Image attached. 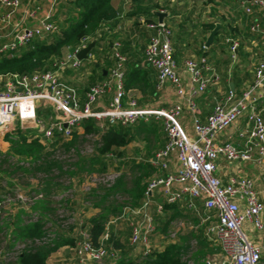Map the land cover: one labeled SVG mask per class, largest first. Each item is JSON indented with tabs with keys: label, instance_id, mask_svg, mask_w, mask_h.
<instances>
[{
	"label": "built area",
	"instance_id": "built-area-1",
	"mask_svg": "<svg viewBox=\"0 0 264 264\" xmlns=\"http://www.w3.org/2000/svg\"><path fill=\"white\" fill-rule=\"evenodd\" d=\"M59 1L52 0L38 24L29 26L25 21L36 18L41 11L39 5L24 9L22 18L12 24L20 0H0L3 8L0 24L12 25L13 30V36L2 44L0 51L18 49L43 33L57 31L53 11ZM245 4L247 14L253 8L264 9V0H248ZM146 26L152 30V35L144 48V61L156 73L155 89L159 91L170 85L180 99L178 102L169 106L141 107L134 98L127 96L123 88L125 59L117 50L119 43L115 42L113 56L116 61L109 70V77L90 86L81 104L77 89L62 80L59 71L83 65L76 54L87 45L88 38L85 37L77 47L68 49L56 60L52 69L0 76V132L9 131L19 123L21 128L33 129L35 137L45 140L52 138L55 129L63 137L70 138L89 117L126 126L139 120L160 121L166 140L149 162L161 174L149 178L141 203L124 211L130 228L129 245L133 250L138 249L144 258L151 251L150 237L157 228L156 216H163L165 204L184 203L198 221L193 219L188 226L191 229L203 226L204 237L211 244H217L222 252L220 260L205 259L203 264H264V242L250 240L244 231L246 223L257 231L263 229L264 204L252 179L232 175L223 182L216 175L218 157L226 161L253 160L264 175V117L261 108L264 102V61L255 65L252 82L239 95L229 88L223 96L216 97L205 121H202L197 114L195 97L219 81L217 71L204 56L186 59L184 70L189 77L186 89L172 54L171 29L157 19ZM249 29L264 38L259 23L254 22ZM225 41L231 59L235 60L238 42L231 37H226ZM85 59L92 60V54L88 52ZM111 90L113 93L107 108L93 111L91 106L96 99ZM42 109H50L51 113L45 118L39 117L38 111ZM184 110L191 115L192 137L185 134L179 122ZM240 118L244 119V127L238 132L239 142H217V134ZM170 155L175 156L178 168L174 173L162 174ZM8 196H0V207L10 202ZM40 197L38 194L31 200ZM17 199L25 201L28 198L18 193ZM106 238L107 233L101 240ZM71 249L76 264L115 261L119 253L118 249L106 247L103 243L94 245L84 229L79 231Z\"/></svg>",
	"mask_w": 264,
	"mask_h": 264
},
{
	"label": "trees",
	"instance_id": "trees-1",
	"mask_svg": "<svg viewBox=\"0 0 264 264\" xmlns=\"http://www.w3.org/2000/svg\"><path fill=\"white\" fill-rule=\"evenodd\" d=\"M160 6L157 1L153 0H131V8L135 10L136 15H143V20L140 23L139 29L136 30L138 37H146L147 41L152 35V30L149 29L146 24L153 22L156 17L153 14V10H159L160 8L167 9L168 6L165 0H162ZM61 14L60 19L53 17L57 25V31L54 33H43L40 37H36L30 43L19 47L15 50H3L0 51V76L8 74H32L37 71H45L53 68V63L60 59L64 53V50L73 49L77 47L83 38H88L94 42V46L89 51L93 59L82 60V63L87 64L91 70V75L88 76L89 86L86 88H80L73 84L77 89L79 95V101L82 102L85 99V93L89 87L101 82L109 77V70L114 66L116 59L113 56L114 43L118 42V52L123 55L125 61L123 62V88L127 92L129 90H138L143 96H156L157 90L155 89L156 79L153 81L150 78L151 67L148 65H141L139 62H128L127 43L113 34V29L118 25L117 15L119 10L112 4V0H61L59 10ZM164 11V9H163ZM132 13H127L131 15ZM166 23V22H165ZM139 23L135 22L134 27L138 28ZM167 25V23H166ZM212 23L204 25V28L209 30L213 28ZM222 28L217 32L215 39L219 34L227 36H234L235 28L231 26H221ZM180 34V33H179ZM178 34V35H179ZM177 35V36H178ZM122 41V42H121ZM146 41V43H147ZM213 41V42H214ZM204 43L200 45L198 53L199 56H207L209 51L213 47V43L204 48ZM228 44V43H227ZM146 44L141 47L142 55L144 57V48ZM106 52V53H105ZM104 56L105 64L100 63V56ZM174 57V55H173ZM81 69L80 67L77 68ZM75 70V69H73ZM233 84L234 93L243 91L245 88L238 87V80L235 78L230 80ZM226 89L228 83L225 84ZM79 91L80 94H79ZM83 92V93H82ZM140 106V104L137 102ZM38 111V116L45 118L51 113L50 109ZM81 131L83 135H95L97 140L94 145V153L88 158L89 167L87 171L105 172L114 160L120 164H129L130 169L135 171L131 180V186L127 188L124 183L123 176H119L115 183L111 187L106 189V192L99 198L98 202L94 203L95 207L100 210L89 216L80 226L78 231L73 236H67L61 231H56L52 235H46L43 229V221L41 218L36 221H30L25 224H20L21 219L19 214L15 215L14 229L11 231L10 246L18 240L26 241L25 244L16 257L15 264H49L47 258L49 255L57 250L59 247L67 245L72 247L75 241L79 237V231L81 229L86 230L94 245L103 243L106 247H113L123 252V256L118 259L115 264H186L182 260L183 254L188 251V240L185 237L179 239V241L171 242L164 245L161 249H151V251L140 261L126 256V252L129 249V235L130 228L127 225V219L123 205L117 203H110L103 205L106 198L111 194L123 192L128 195L131 200V207L138 206L144 196V191L149 178L153 173L161 174L155 166H153L149 159L157 151H147L146 154L139 160L126 161L124 158V148L133 141H145L148 144L149 136L152 134L156 141L161 142L165 138L160 121L151 119L148 122L139 120L132 125L126 126L120 123H109L107 120H97L93 117L84 119L81 123ZM35 130L23 129L19 123H16L9 131L3 133V141H8L11 149L14 152L19 153L24 159L29 158L32 161L39 159V154L47 150V148H55L58 145L70 146L72 140L76 138L77 130L73 131L72 139L65 138L58 130L53 131L51 139H41L34 136ZM141 139H138V136ZM158 144V143H157ZM156 144V145H157ZM164 144V143H163ZM163 146V145H162ZM146 147V146H145ZM63 188L56 184L51 187L49 182H46L39 191L43 192L44 197L38 199L31 207L32 210H44L46 207V198L53 194H60ZM2 194H0L1 196ZM1 199V197H0ZM116 202V201H115ZM103 205V206H102ZM178 204H165L164 215H158L157 228L161 231H165L170 221L181 217L189 216L183 211ZM21 212V211H20ZM109 215L120 217L126 225L123 234L119 235L112 226L109 231L106 229V223L109 220ZM107 233V238L101 240L103 234ZM196 238L200 245H208L200 233L191 234ZM196 258V255H194Z\"/></svg>",
	"mask_w": 264,
	"mask_h": 264
},
{
	"label": "crops",
	"instance_id": "crops-1",
	"mask_svg": "<svg viewBox=\"0 0 264 264\" xmlns=\"http://www.w3.org/2000/svg\"><path fill=\"white\" fill-rule=\"evenodd\" d=\"M246 1L248 0H201L202 4H200L199 6H195L194 0L189 1L187 5H184L182 0H165L168 8L159 9H164L166 16L163 18V22H166L168 26L176 24L178 27L183 26V29H185L186 27L185 30L188 31L190 30V27L187 28V26L192 25L193 29L196 30L197 28L198 30H200L199 33H196L195 30H193L195 36L191 38H189L185 32H180L181 35L176 36L171 42L172 54L174 55V59L177 62L178 72L181 75L186 89L189 85V77L184 70V61L189 58L197 59L201 57L199 56L200 53H198V50L202 43H204L203 45H205L206 38L210 32V30L208 31V33L206 32L207 30L204 28V25L208 23H212L214 25V22L218 21L220 24V29L222 28L221 26L226 27L227 25L235 28L234 36L219 34L215 41L213 38V47L206 56L209 64L213 68H215L220 79L218 82L212 83L203 94L195 97V101L197 104V114L199 119L202 121H205L206 116L209 114L215 98L221 97L225 94V91L227 90L225 87L226 83H228V88H230V84H232L230 80H233L235 78V80H238L237 84L239 88H246L254 78L255 65L260 61H264V38L263 36H260L250 31L249 29V27L254 22H257L260 24L261 29L264 30V9L253 8L252 11L247 14L244 10L245 6H247V4H245ZM51 2L52 0H20L19 11H17L13 16L11 23L14 24L15 22L19 21L23 16V10L35 4L41 7V11L37 14L36 18L26 19L25 23L29 26H36L39 20L42 18L43 12L50 7ZM60 3L61 0L55 5L53 11V17L57 16V20L61 17L60 12L58 11ZM112 4L119 10L117 15L118 25L115 29H113L112 35L117 34L116 36L118 38L127 43V47L129 48V50L127 51V55L129 58L128 62H139L141 63V65H146L144 57L142 55V51L139 50H141V47L146 44L147 39L146 37H138L136 35V30L139 29V26L141 25L140 23L142 22L144 16L136 15L137 13H135V10L131 8V0H112ZM162 4L163 3L161 1L159 5L161 6ZM0 11H3L1 5ZM127 13L132 14L129 16L127 15ZM56 19H54V21ZM135 22L139 23L138 28H135L133 26ZM12 36V25L4 26L0 24V47L2 46V44L7 43ZM226 37H231L238 42L236 59L234 63L229 62L228 59L229 51L228 44L225 41ZM201 39H203L202 42ZM204 48L207 47L204 46ZM67 50L68 49L66 48L64 51L66 52ZM104 59V56L101 55V64H105L106 61ZM80 68L81 69L78 70L65 68L64 70L59 71V75L62 80L68 82L72 86L73 84H75L81 89L86 88L90 85L88 82V76L91 75V70L85 63ZM149 72L151 80L153 81L154 79H156V73L154 69H151V71ZM248 72H251V74H245ZM80 92L81 91H79V94ZM240 92H242V90L239 91L237 95H239ZM112 93L113 90L98 97L92 104L91 109L93 111H101L106 109L111 99ZM127 96L134 98L141 107L169 106L180 100L179 97L176 96L173 88L170 85H165L161 90L157 92L155 97H153L152 95L144 97L143 94L136 89L127 91ZM261 108L264 117V102L261 105ZM43 110L44 109L40 110V112H44ZM179 122L185 134L192 137L193 131L191 127V115L186 110H184L183 114L181 115ZM243 127L244 119L240 118L236 122L232 123L229 127L218 133L216 136V141L219 143H223L226 141L238 143V132ZM165 140L166 137L163 138V141L158 142L154 151L159 147L161 148ZM166 161L167 168L162 171V174L174 173L178 168V162L175 156L170 155ZM216 165V175L223 182L227 181L228 178L232 175L245 176L252 179L255 189L258 191L260 199L264 204V175L253 160L226 161L223 158L218 157V159L216 160ZM177 204L184 209L183 211L186 212V214L189 215L186 217L189 218L190 221L195 220L194 213L188 210L184 203ZM150 212H154L153 207H151ZM261 216L263 220V229L257 231L249 223H246L244 225L245 234L250 240L254 242H264V209ZM172 221H170V223ZM195 222L198 221L195 220ZM187 225H189V222ZM188 228L193 231L192 233L194 234L200 233L206 243L211 246V243L203 235V226H199V228H197V231L196 229H191L189 226ZM114 230L118 232L119 235H121L120 233L123 232L118 230L116 227H114ZM157 230H159V228H156V231ZM151 238L152 237H150V242ZM212 245L216 247L217 251H219V254L215 253L211 258L206 259L218 261L222 258L221 249L217 244ZM122 256L123 254H121L119 251L117 260ZM126 256L133 259L137 258V261H140L142 259L139 250H133L131 246L127 250ZM117 260L106 261L108 264H115ZM47 262L49 264H76V257L71 247L64 245L52 252L47 258ZM0 264L6 263L5 261H2L0 259ZM89 264L98 263L90 262ZM194 264H203V260L201 261V263L195 262Z\"/></svg>",
	"mask_w": 264,
	"mask_h": 264
},
{
	"label": "rangeland",
	"instance_id": "rangeland-1",
	"mask_svg": "<svg viewBox=\"0 0 264 264\" xmlns=\"http://www.w3.org/2000/svg\"><path fill=\"white\" fill-rule=\"evenodd\" d=\"M153 1L161 3L162 0ZM189 1L182 0L184 5H187ZM200 4H202L201 0H194L195 6ZM169 27L172 33L171 42L180 32H185L189 38L195 36L193 32L195 29L192 25L187 26V28L190 27L188 31L185 30L186 27L183 29V26L178 27L176 24ZM195 32L199 33L200 30L196 28ZM228 59L231 63L235 62L229 53ZM245 74L249 75L251 72ZM2 135L3 133L0 132V194H9L8 199H10V202L3 203L0 207V259L6 264H15L18 253L26 243H29L28 240H18L13 246L9 244L10 233L15 227L13 222L16 214L20 216V224L41 218L46 235L61 231L67 236H73L89 216L100 210L94 206V203L98 202L106 189L111 187L119 176H123L125 186L129 188L132 177L136 174L134 170L130 169L129 164H120L116 160L105 172L87 171L89 163L86 158L94 153L97 137L95 135H83L81 129L77 130L76 138L74 141L72 140L70 146L58 145L53 149L47 148L46 151L39 154L37 161L22 158L19 153L11 149L8 141H3ZM141 136L139 135L138 139H141ZM70 139L72 136L68 140ZM149 140L146 145L145 141L140 140L128 144L124 148V159L137 161L147 151H153L158 141L152 134L149 136ZM46 182H49L51 187L58 184L63 190L60 194H53L45 199V205L48 209L32 210L31 207L38 200H31L32 196L41 194L39 199H42L44 197L43 192L39 191L38 193L37 191ZM18 193L25 195L30 200L19 201L17 199ZM113 202L123 205L124 211L131 207L130 198L123 192L109 195L102 204L106 206ZM189 221L186 216H181L173 220L165 231L160 229L155 231L151 236V249H161L164 245L185 237L188 240V251L183 254L182 260L186 264L201 263L202 260L211 258L215 253L219 254L214 245L202 246L199 244L196 238L191 235L194 233L188 228ZM112 226L123 232L126 228L122 218L109 215L106 229L109 231ZM120 253L123 254L122 251ZM100 264L108 263L103 261Z\"/></svg>",
	"mask_w": 264,
	"mask_h": 264
},
{
	"label": "water",
	"instance_id": "water-1",
	"mask_svg": "<svg viewBox=\"0 0 264 264\" xmlns=\"http://www.w3.org/2000/svg\"><path fill=\"white\" fill-rule=\"evenodd\" d=\"M153 14L156 16L157 18V21L158 22H163V18L166 16V13L165 12H160L159 10H153L152 11ZM220 29V24L218 21H215L214 22V27L210 30L207 38H206V41H205V47H209L210 44L212 43L213 41V38L215 36V34L218 32V30ZM94 46V42L93 41H90L89 43H87V45L83 48H81L77 54H76V57L77 59L79 60H83L87 57V53L91 50V48ZM230 88L233 89V85L230 84Z\"/></svg>",
	"mask_w": 264,
	"mask_h": 264
}]
</instances>
